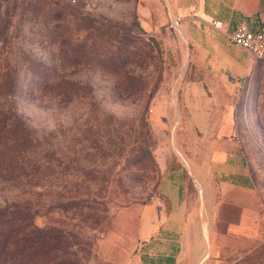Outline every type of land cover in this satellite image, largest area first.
Listing matches in <instances>:
<instances>
[{
  "label": "rangeland",
  "instance_id": "1",
  "mask_svg": "<svg viewBox=\"0 0 264 264\" xmlns=\"http://www.w3.org/2000/svg\"><path fill=\"white\" fill-rule=\"evenodd\" d=\"M175 21L168 0H0V264H142L165 160L189 177L182 264H264V59L217 90L253 186L245 236L216 254L187 163L205 137L182 114L195 73Z\"/></svg>",
  "mask_w": 264,
  "mask_h": 264
},
{
  "label": "crops",
  "instance_id": "2",
  "mask_svg": "<svg viewBox=\"0 0 264 264\" xmlns=\"http://www.w3.org/2000/svg\"><path fill=\"white\" fill-rule=\"evenodd\" d=\"M168 2L173 19L180 22L181 34L192 50L195 75L184 88L181 110L205 137L202 145L205 153L203 158L195 156L186 162L204 191L208 245L217 254L232 236H245L246 197L253 186L246 156L237 137L233 106L231 104L226 112L220 111L222 101L217 90L230 82L238 85L252 69L254 58L246 49L231 42L229 34L239 24L257 29L264 22V0ZM213 20L223 21L224 27H214ZM221 114L223 116L218 117ZM219 119L223 121L218 122ZM172 164L173 160H165L164 173L157 183V220L150 227V232L157 230V235L152 243H145L147 251L141 253L145 257L142 264H182L183 252L190 244L193 222L189 177L182 163L174 167ZM198 234L201 246L205 235L200 226ZM145 252L156 257L143 256Z\"/></svg>",
  "mask_w": 264,
  "mask_h": 264
},
{
  "label": "built area",
  "instance_id": "3",
  "mask_svg": "<svg viewBox=\"0 0 264 264\" xmlns=\"http://www.w3.org/2000/svg\"><path fill=\"white\" fill-rule=\"evenodd\" d=\"M77 2L79 0H69ZM179 26L180 22H174ZM214 27L222 29L224 23L221 20H213ZM229 39L234 44L246 49L255 60L264 59V22L257 28L252 30L246 24H239L230 34Z\"/></svg>",
  "mask_w": 264,
  "mask_h": 264
},
{
  "label": "trees",
  "instance_id": "4",
  "mask_svg": "<svg viewBox=\"0 0 264 264\" xmlns=\"http://www.w3.org/2000/svg\"><path fill=\"white\" fill-rule=\"evenodd\" d=\"M10 94H12V93H10ZM7 117V115H6V113L5 112H3L1 109H0V118H6ZM1 124V123H0ZM0 129H1V125H0ZM179 163H175V162H173V164H172V166L174 167V166H176V165H178Z\"/></svg>",
  "mask_w": 264,
  "mask_h": 264
},
{
  "label": "bare ground",
  "instance_id": "5",
  "mask_svg": "<svg viewBox=\"0 0 264 264\" xmlns=\"http://www.w3.org/2000/svg\"><path fill=\"white\" fill-rule=\"evenodd\" d=\"M209 254V249H207L202 257V260L205 259ZM202 263V262H201Z\"/></svg>",
  "mask_w": 264,
  "mask_h": 264
}]
</instances>
